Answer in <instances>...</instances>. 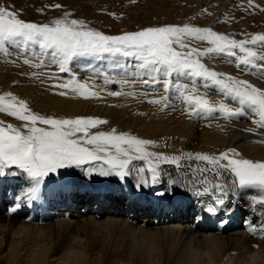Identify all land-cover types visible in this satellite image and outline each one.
<instances>
[{
  "label": "bare ground",
  "instance_id": "bare-ground-1",
  "mask_svg": "<svg viewBox=\"0 0 264 264\" xmlns=\"http://www.w3.org/2000/svg\"><path fill=\"white\" fill-rule=\"evenodd\" d=\"M201 1L208 4L210 0H195V3ZM214 1L218 5L215 8L217 10L229 0ZM213 18V23H216L212 26L214 29L220 23L216 22V16ZM196 57L201 59L206 68L217 69L205 55ZM75 59L83 67L94 68L99 65L106 70L113 69V80L118 88L111 89L105 82L98 83L91 79L92 76L83 80L70 74L69 77L58 76L29 83L28 88H10L22 94L31 106L45 109L53 117L83 116L107 121L89 129L91 132L114 125L116 129L124 130L132 136L138 135L153 141V153L162 157L159 162L155 157H150L156 168L155 180L153 173L148 171L147 163L142 160L147 166L146 174L140 171L139 164H132L131 167V172H140L137 179L146 181L139 183L133 179L138 185L136 189L125 180L132 178L128 175L123 176V187L118 184L117 177L120 175L116 171L110 173L114 182L109 187L101 180L92 181L99 189V198H104V201L110 192L118 197V200L115 199L117 204L120 202L119 197L126 195L130 203L128 211L115 203L112 209L78 212L70 197L72 188L66 186L63 180L57 181L52 188L43 180L31 202L25 194L14 197L9 191L8 197L0 198V264H264V211L261 207L264 203L259 202V197L264 195L262 190L251 185L241 186L230 170L204 160L202 166L205 164L209 167L201 172V181L194 171L187 175V172L180 170L177 172V181L165 185L162 176L165 171H162V167L159 169L163 163L164 166L179 168L187 155H195L204 150L219 155L228 149H235L238 154L234 156L236 159L264 161V131L258 123L231 120L218 107L193 111L195 106L192 103H189L191 105L187 109L190 112L185 111V114L179 115L173 104L180 93V90L176 93L174 91L178 82L183 88L182 97L198 95L214 105L224 104L231 110L230 115H234L237 110L233 103H223L206 87L198 89L196 76L188 71L171 74L157 72L141 68L143 61L135 56L125 57L116 53L104 56L103 64L84 56ZM253 63L259 73V78H253V82L264 80V59L253 60ZM144 73L150 78L166 76L168 89L167 85L161 84L154 88L143 85L140 79ZM200 79L204 85L205 80L202 77ZM70 81L87 84L98 95L86 98L72 88L59 87ZM261 88L264 90V84ZM60 92L66 94L60 95ZM200 113L206 119L203 127L196 126L195 119ZM171 158L178 159L175 163H169ZM104 167L108 169L107 164ZM104 167L100 168L105 170ZM78 175L81 177V174ZM8 177L15 179L11 174ZM197 186L199 188L195 189ZM121 188L125 192H121ZM182 190L188 192V196L193 195L194 201H198H192L190 209L199 211L195 222H189L186 217L188 207L185 199L168 203L160 199L165 198V194ZM199 190L203 194L196 196ZM142 191L154 196V200L143 201ZM230 193L231 202L228 199ZM218 198L223 199L224 203L217 206L214 214L207 212V207L214 205ZM17 203L20 204L18 208ZM30 206L31 212L21 216L23 210ZM12 208H16V211L12 212ZM144 208L149 211L148 215L142 214ZM241 210L249 212L244 222L235 219ZM249 227L256 229V232H250Z\"/></svg>",
  "mask_w": 264,
  "mask_h": 264
},
{
  "label": "rangeland",
  "instance_id": "rangeland-1",
  "mask_svg": "<svg viewBox=\"0 0 264 264\" xmlns=\"http://www.w3.org/2000/svg\"><path fill=\"white\" fill-rule=\"evenodd\" d=\"M210 1H208L207 4V2L204 3L203 1L200 3H195V0H0V6H4L13 10L17 14L18 18L26 22H33L37 24H44L46 22L50 24L54 19L63 18L65 13H69V19L83 20L87 27L110 36L122 35L125 32H136L148 27H160L170 24L177 26L189 24L190 26L196 28H211L214 32L219 31L217 33H222L228 36L229 39L238 42L250 41L254 35L264 33V0H229L217 10L215 8H217L218 5L215 3V1ZM55 5H60V7H55ZM215 16L216 22H219L220 26L218 25V27H215L216 29H213L212 26L216 25V23H213V17ZM184 43L188 45V48H180L179 46H176L178 51L186 52L189 49H198L199 51L204 52L205 49L212 47V45L207 40H200L192 37H185ZM244 47L251 48L256 53L259 51L257 56L253 58L254 61L258 59H264V42H257L255 44L245 43ZM50 53L51 50H48L47 52L42 51L39 45L30 44L25 46L23 44L6 43L5 48L0 50V95L11 92L17 98V100H24L32 112L47 117L51 116L47 114V110L31 106L27 100L24 99L22 94L12 90L10 87L16 89L20 86H24L28 88L27 85L29 83L41 82L43 79L51 80L55 79V77L57 78L58 76L69 77L70 74L83 80L86 78L89 79L91 78L90 76H92L91 79L97 81L98 83L105 82V85L111 87V89L114 90L118 88L116 82L113 80L115 74L113 69L109 68L106 70V68L100 67L99 65L94 66V68L88 66H84V68L83 66L78 65L75 61V58L78 59V57L83 56H77L67 62L65 71H61L60 64L58 63L59 58L57 57L54 60ZM116 54L120 56L122 55L121 53ZM204 55L210 59L217 69L219 68L218 70L209 68L210 71L217 73L218 79H227L230 77L237 81H248L251 85H254V87L263 90V88H261V86L264 84L263 79L256 83L253 82V78H259V73L255 69L254 63H240V59L245 55V53H243L239 48H231L224 53L215 52L205 53ZM104 56L109 57L111 56V53H101L96 56L86 55L84 57L86 59L88 58V60L95 59L96 62L103 64L102 61L104 60ZM193 59H199L200 62L203 63L201 59L196 56H194ZM25 61L28 62L25 63ZM106 74L108 75L106 78L107 82L104 79ZM199 78L200 77L195 78L196 87L198 89L204 86L213 95L215 94L216 98L223 101V103H233V105L236 106L237 110L234 111V115L225 113L226 118L229 116L231 120H236L242 123H258L259 115L253 110L252 106L240 104L238 98H234L233 94L227 92L219 84L215 83L211 79L202 77V79L205 80L203 85L202 80H199ZM167 80V77L162 75L155 78H150L148 77L147 73H144L143 77L140 79L143 85H146L150 88H154L157 86V84H161L167 85L166 89H168L169 85L166 84ZM182 89L181 83L179 82L174 86L175 93L176 91L180 90L178 100L173 102L175 108H177L179 111V115L190 112L187 109L191 105L189 104V101L186 97H182ZM239 110H241V113ZM0 113V122H2L5 126L11 124L14 127L22 128L23 124L26 123L16 117L9 115L8 113ZM200 114L201 115L197 116L195 119L197 127H200L201 125V127H203L206 122L203 114ZM54 118L65 117L59 116ZM37 126L47 127L46 125H41L39 123ZM261 128L264 131V127ZM112 129H116L114 125L110 126L109 128L100 127V129H97L96 131L109 132ZM23 130L26 131V129ZM89 131L91 132V130ZM116 132L119 134L125 131L116 129ZM133 136L138 137V139L148 140L146 137H139L138 135ZM146 147L149 152L153 153V144L147 145ZM197 154L218 156L204 150L196 153L195 155H187L184 160H182V165L179 168H173L171 165L164 166L165 163H163L159 166V169L162 167V171H165L162 173V176H164L163 184L168 185L169 183L172 184L177 181L179 178L177 176V172L180 170L187 172V175H191L192 171H194L195 174L198 175V180L201 181L203 176L201 172L203 170L206 171L209 165L204 164L202 166L204 161L197 159ZM240 154L242 155V152H240ZM221 162L225 163L224 161ZM132 164H139L140 167L144 169V174H146L147 166L142 160L134 159L126 169L128 177L130 176L132 178H125V180L135 188V186L138 187V185L135 184L136 181L139 183L146 181L141 178L137 179V176L140 173L138 170L133 171L134 174L131 172ZM101 166H105L103 160L90 161L80 166L72 165L66 168L58 169L56 172L49 173L43 178V180L49 184L50 188H52L59 180L65 181V184H67L66 186L72 188V194L70 197H72V201L74 202V209H78V212L85 213V211L94 212L102 211L103 209L107 208L112 209L114 207L113 205L115 203L117 204L115 199L118 200V197L110 192L109 196H106V201H104V198H99V189H97V186H94L95 184L92 182L94 179L98 181L101 180L107 187L112 185L110 183L114 182L110 174L106 176L104 175L103 177L98 172L99 169H102L100 168ZM8 174H11L13 177L18 175V178L14 177L15 179H11V177H8ZM78 174H81V177H79ZM117 178L118 184L122 185L123 187V181H125L124 178L121 176H118ZM133 179L137 180L134 181ZM33 182L34 181H32L26 173H23L22 170L16 168L15 166L6 168L4 170V174L0 178V198L3 197L2 199H5L8 197L9 191H11L14 197L17 195L20 196L21 194L24 195L29 190L31 185L34 184ZM198 188L199 186L195 187V189ZM122 189L123 188H121V190ZM121 192H125L124 189ZM80 194L81 196H79ZM141 194H143V196H141L143 201L145 199L147 201L154 200V196H149L148 193H145L144 191H142ZM168 194H172V196L170 197ZM168 194L164 195L165 198L160 199L167 200V203L173 202L176 199H185L184 202L187 203L188 207L185 213L186 217L189 219V222H195L197 220L199 211H190L192 207V201L195 203L198 202L197 200L194 201L193 195L188 196V192L185 193L183 190L179 193L173 192ZM202 194L203 192L199 190L195 195L198 196ZM231 196V193L228 194V199L230 202L233 201ZM119 201L120 202L117 204L118 207L122 208L124 211H128L130 209V203H128V198L126 195L119 197ZM261 207L264 211V205ZM30 212L31 206L30 208L24 209L21 213V216L27 215ZM248 213L249 212L247 210H241V212L237 213V216H235L236 221H246L245 218L247 217ZM142 214L148 215L149 211L144 208ZM167 214H170V212L167 211Z\"/></svg>",
  "mask_w": 264,
  "mask_h": 264
},
{
  "label": "snow or ice",
  "instance_id": "snow-or-ice-1",
  "mask_svg": "<svg viewBox=\"0 0 264 264\" xmlns=\"http://www.w3.org/2000/svg\"><path fill=\"white\" fill-rule=\"evenodd\" d=\"M69 15L65 13L63 18L54 19L50 24H37L19 19L15 12L0 7V50L5 48L6 43L39 45L42 51L51 50L50 54L54 60L59 58L61 71L66 70L67 62L74 57L96 56L101 53L135 56L143 61L141 68L167 74L183 73L187 70L193 76L205 77L219 84L233 94L234 98H238L240 104L252 106L259 115L258 125L264 127V90L254 87L248 81H237L230 77L218 79L217 73L206 68L199 59H193L194 56H202L205 53H224L231 48H239L245 53L240 63L251 64L257 53L251 48H245L244 45L264 42V34L254 35L250 41L238 42L222 33L214 32L211 28L170 24L110 36L87 27L83 20L69 19ZM185 37L207 40L212 47L205 49L204 52L198 49L178 51L176 46L188 48V45L184 43ZM59 87L72 88L78 95L86 98L98 95L91 91L87 84L74 81L60 84ZM119 94L111 93V95ZM187 100L194 104L193 111L218 107L226 114L231 113L224 104L214 105L198 95L189 94ZM0 112L8 113L26 122L22 128L11 124L5 126L0 122V175H3L4 170L11 166L26 173L34 181L33 187L25 193L29 202L35 199L40 183L49 173L72 165L80 166L90 161L103 160L108 165L107 170L101 169V175L106 176L116 171L117 175L123 177L128 174L126 169L134 159L143 160L147 163L148 171L153 173V180H155L156 168L150 157H155L157 162L162 157L147 150L146 146L154 143L151 140L138 139L125 132L117 134L116 129L109 132H90L89 129L107 123L99 118L83 116L54 118L34 113L24 100H17L11 92L0 95ZM38 123L47 127H39ZM235 155H238L235 149H228L218 156L197 154L196 158L230 170L241 186H255L264 192V161L236 159ZM177 159L171 158L169 162L175 163ZM140 171L143 172L144 169L141 168ZM259 202L264 203V195L259 197ZM223 203V199L218 198L214 205L210 204L207 207L206 211L214 214L217 206ZM18 207H20L19 203L16 205V208ZM16 208H12L11 211L15 212ZM249 231L255 233L256 229L249 227Z\"/></svg>",
  "mask_w": 264,
  "mask_h": 264
},
{
  "label": "water",
  "instance_id": "water-1",
  "mask_svg": "<svg viewBox=\"0 0 264 264\" xmlns=\"http://www.w3.org/2000/svg\"><path fill=\"white\" fill-rule=\"evenodd\" d=\"M0 7H4V6H0ZM4 8H6V7H4ZM7 10H9V11H12V12H14L13 10H11V9H8V8H6ZM20 19V18H19ZM47 23V22H46ZM45 24V23H44Z\"/></svg>",
  "mask_w": 264,
  "mask_h": 264
}]
</instances>
